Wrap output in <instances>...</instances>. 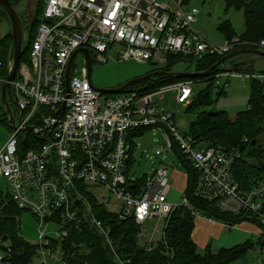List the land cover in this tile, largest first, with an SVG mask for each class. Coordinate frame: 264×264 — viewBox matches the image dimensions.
<instances>
[{
    "label": "built area",
    "instance_id": "obj_1",
    "mask_svg": "<svg viewBox=\"0 0 264 264\" xmlns=\"http://www.w3.org/2000/svg\"><path fill=\"white\" fill-rule=\"evenodd\" d=\"M199 14L200 10L186 0L46 1L31 44V63L21 65L11 84L22 120L0 150V175L10 184L19 208L29 211L39 223L38 244L44 257L57 264H70L63 253L54 256L53 242H62L70 229L81 230L86 223L104 237L118 264H130L117 254L110 230L93 214L85 194L94 196L106 208V204L113 203V210H107L120 220L136 221L141 227L140 244L147 250L152 251L162 241L166 220L179 206L168 201L169 168H158L138 194L127 190L126 172L135 156V141L144 135L133 133L143 128L160 131L166 151L175 156L176 145L191 163L197 173L195 197L234 216L259 213L264 181L251 189L240 187L233 173L241 158L239 149L221 145L200 149L204 142L176 127L173 104L187 107L192 103L196 81L184 80L148 92L109 95L95 90L90 79L83 49L90 52L91 63L94 55L98 63L105 64L110 58L108 53L116 51L122 63L134 61L160 68L171 60L225 57L241 46L251 45L239 37L226 39L223 46L207 42L193 27ZM256 49L263 50L264 42ZM77 51L83 55L85 66L75 75L74 61L68 88L67 69ZM12 65L11 61L9 71ZM249 77L264 82V75L233 70L215 73L213 81L226 91L232 78ZM5 83L6 79L0 77V86ZM28 127H34V131L23 132ZM28 133L44 143L23 153L21 138L26 139ZM164 152L161 147L157 154ZM89 185L98 186L99 195L92 193ZM184 205H189L186 198ZM258 215L264 224V215ZM49 224L60 228L56 239L45 234ZM257 240L260 264H264L263 232ZM61 248L59 245L58 250ZM9 249L10 242L0 237V264H6Z\"/></svg>",
    "mask_w": 264,
    "mask_h": 264
},
{
    "label": "trees",
    "instance_id": "obj_2",
    "mask_svg": "<svg viewBox=\"0 0 264 264\" xmlns=\"http://www.w3.org/2000/svg\"><path fill=\"white\" fill-rule=\"evenodd\" d=\"M46 1L38 0L36 14L27 24L28 46L23 50L17 74L22 64L30 65L31 63V44L37 35ZM224 1L229 8L235 7L243 10L245 31L238 35L228 21L222 22L219 30L226 39L239 37L243 42L251 43V45L239 47L228 55L240 50L256 49L261 42H264V0ZM189 2L190 0H186V3ZM4 17L11 26L8 15L0 7V19ZM0 55L3 63V67L0 69V77L7 79L9 63L13 61L14 57L12 29L4 37L0 38ZM222 58L212 56L204 61H190L189 63L196 64V73H201L213 67ZM184 62L186 61L180 59L171 60L166 66L156 68L151 73L173 72L176 66ZM223 64L208 77L169 78L155 75L146 81L131 86L126 92H148L167 84L189 79L205 81L207 83L206 87L195 95L192 103L186 107L187 113H196L205 107H212L216 102L214 100L215 96L219 98L226 94V91L217 87L213 81L215 73L226 70ZM232 70L256 75L251 66L246 68L244 63L234 65ZM260 75H264V73ZM1 92L2 87L0 86V124L4 125L8 129L9 134H11L13 129L9 124L8 114L3 107ZM11 105L12 103L10 107ZM31 123L41 126L38 121H32ZM149 131H151V128H143L141 131H134L133 136L138 135V133L145 134ZM187 134L198 141L208 143L210 147L221 145L224 148L239 149L241 158L236 162L233 173L240 187L251 189L263 182L264 82L254 77L251 78L248 108L239 112L234 120L230 119L226 112L202 111L199 112L196 120L190 125ZM26 136V139L21 138L20 143L21 152L23 153L29 149L38 148L44 143V141H41L31 133ZM174 154L187 175L184 198L187 199L189 207L181 204L171 212L164 227V237L152 251L147 250L140 244L139 233L141 227L136 221L133 219L120 220L117 214L108 211L94 196L85 194L92 206L93 214L102 222L103 227L110 230L109 235L117 254L123 261H129L130 264H232L245 258L259 246V240L256 242L248 240L232 248H222L217 253H214L211 247L208 246L205 253L200 254L193 239L195 212H201L205 217L224 223L229 227L250 223L264 233V224L258 217V214L264 215V201L258 214L234 216L222 212L215 204L195 197L194 188L197 173L176 145ZM134 162L135 156L133 155L128 164L126 176L128 179L127 190L136 195L140 192V188L146 185L148 177L146 176L142 179L129 177V171ZM23 213L24 210L19 208L13 195L9 191L0 189V237L10 242L6 264H32L34 258L39 256L41 251L38 243L32 244L22 235L21 216ZM59 245L62 247L61 251L58 250ZM53 250L55 254L63 253L65 260L70 264H118L110 245L104 237L95 228L86 223L81 230L70 229L69 236L62 242H53Z\"/></svg>",
    "mask_w": 264,
    "mask_h": 264
},
{
    "label": "rangeland",
    "instance_id": "obj_3",
    "mask_svg": "<svg viewBox=\"0 0 264 264\" xmlns=\"http://www.w3.org/2000/svg\"><path fill=\"white\" fill-rule=\"evenodd\" d=\"M250 1V0H246ZM38 0H21L15 5V10L19 14L23 26L24 40H23V50L28 46L27 41V24L33 19L36 14V7ZM190 6L197 7L200 10V14L197 17V22L194 24V28L197 32L201 34L202 37L206 39L207 42L216 45L223 46L226 43V38L223 33L219 30V26L222 22L228 21L233 30L241 35L245 31V19L244 12L242 9H237L235 7H228L224 0H190ZM9 22L4 18L0 22V38L4 37L10 30ZM117 52L112 51L108 53L110 57L108 62L105 64L98 63L93 55L92 62V72L91 81L92 84L104 90L117 89L125 83L144 77L151 73L156 67L137 63L134 61L122 63L117 60ZM238 63H244L245 67L251 66L253 72L257 75L264 73V57L246 53L239 54L233 59L228 60L223 64L226 70L232 71L234 65ZM85 66V60L83 55L80 53L75 59V75H78L82 68ZM173 72L182 73H196V64H191L189 62H184L174 68ZM250 84L251 78H232L229 82V86L226 89V94L217 98L214 97L216 101L212 107H205L200 109L196 113H187L186 106L173 104V111L176 113L175 124L181 133L187 134L190 129V125L196 120L199 112H226L230 119L234 120L239 112L245 111L248 108V102L250 99ZM207 83L205 81H196L194 84V93L197 95L206 87ZM164 105L168 106V99L164 102ZM11 112L19 125L21 111L17 105H11ZM8 129L0 124V150L5 145L9 137ZM136 152H135V162L130 168L129 177L133 179H142L146 176H152L154 172L161 166H166L169 168L170 177L176 180V186L173 187L171 194H169L168 201L175 205L184 204V169L180 165L176 157L166 151V141L164 136L160 131H149L146 132L142 137L136 139ZM208 143H202L200 149L207 148ZM164 148L165 152L163 155L157 154L160 148ZM89 190L95 195H99L100 189L96 185H89ZM0 189L3 191H11L12 188L8 181L0 175ZM109 210H113L114 204H106ZM196 220L203 218L205 216L199 212L196 214ZM21 229L23 237L32 244H37L39 240V223L33 217L29 211H24L21 216ZM60 228L54 224H49L45 230V234L48 237L56 239ZM252 239L254 242L258 241L249 233L238 229L235 227L225 226L224 232L221 235L220 241L215 239L214 249L220 250L223 248H231L239 244L244 243L248 239ZM224 244V245H223ZM200 254H204V248L198 249ZM252 253V254H251ZM250 255H254L259 261L261 253L258 249L250 252ZM59 256V253L54 255ZM32 264H57V261L44 257L41 253L39 256L35 257ZM258 264V262H257ZM260 264V263H259Z\"/></svg>",
    "mask_w": 264,
    "mask_h": 264
},
{
    "label": "water",
    "instance_id": "obj_4",
    "mask_svg": "<svg viewBox=\"0 0 264 264\" xmlns=\"http://www.w3.org/2000/svg\"><path fill=\"white\" fill-rule=\"evenodd\" d=\"M21 0H0V7L3 8V10L5 11V13L8 15L10 21H11V25H12V34H13V44H14V57H13V65L11 70L8 73L7 79H6V83L3 85L2 87V92H1V97H2V102H3V107L5 108L7 114H8V118H9V124L11 125L13 130L17 129V123L12 115L11 112V107L10 104L13 103L15 105H17L16 101L13 98L12 95V87L11 84L12 82L15 80L16 78V74H17V70L20 66V60L22 57V53H23V38H24V29H23V24H22V20L19 16V14L16 12L15 10V5L18 4ZM1 22V19H0ZM84 52V54L86 55V60H87V67L89 70V75H90V79H91V72H92V63H91V54L88 50L83 49L82 50ZM79 51H77L76 53H74V55L72 56L70 63H69V67L67 69V87L70 88V80H71V70L73 68L74 65V61L76 58V55L78 54ZM246 53H251V54H256L259 56L264 57V51L261 49H247V50H240L237 52H234L228 56L223 57L217 64H215L213 67H211L210 69L201 72V73H182V72H155V73H151L148 74L144 77L141 78H137L134 80H131L127 83H125L124 85L120 86L117 89H112V90H104V89H99L97 87H95V90L101 92V93H105V94H117V93H121L126 91L128 88H130L131 86L135 85V84H139L143 81H146L150 78H152L155 75H162V76H166L169 78H201V77H208L214 70H216L222 63L227 62L230 59H233L234 57H236L239 54H246ZM65 107H62V110H64ZM211 114H215V113H211ZM56 116H58V114H56ZM22 120V113L20 115V120L19 123H21ZM33 132L34 131V127H28L25 130H23V132Z\"/></svg>",
    "mask_w": 264,
    "mask_h": 264
},
{
    "label": "crops",
    "instance_id": "obj_5",
    "mask_svg": "<svg viewBox=\"0 0 264 264\" xmlns=\"http://www.w3.org/2000/svg\"><path fill=\"white\" fill-rule=\"evenodd\" d=\"M176 183H177L176 180H173V178L170 177V185H171L170 192H172L173 187H175L177 185ZM186 186H187V175H186V173H184V185L182 187L183 193L186 189ZM169 194H171V193H169ZM225 226L227 227V225H225L224 223H221L219 221H215V220L211 221V220L206 219V218L205 219L200 218V219L196 220V218H195V230L193 233V239H194L195 243L197 244L198 249L204 248V250H206L207 247L210 246L212 251L214 253H217L219 250H217L216 248L214 249V242H215L214 240L215 239H217L218 241L222 240L221 235L224 232ZM235 228L242 229L243 231H245V232L249 233L251 236H253L255 239L262 232L255 225H252L250 223H243L241 225L235 226ZM248 240H252V239L249 238ZM248 240H246V241H248ZM223 247H225V246H223ZM260 258L261 257H259V261H258L254 255H250V253H249L245 258H243L239 261H236L232 264H257V262L259 264Z\"/></svg>",
    "mask_w": 264,
    "mask_h": 264
}]
</instances>
